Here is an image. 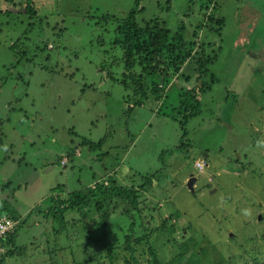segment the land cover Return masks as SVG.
Instances as JSON below:
<instances>
[{
  "label": "rangeland",
  "instance_id": "obj_1",
  "mask_svg": "<svg viewBox=\"0 0 264 264\" xmlns=\"http://www.w3.org/2000/svg\"><path fill=\"white\" fill-rule=\"evenodd\" d=\"M133 9L172 34L183 26V38L195 42L182 69L190 81L179 73L165 99L150 95L136 106L131 80L121 82L123 47L115 44ZM210 14L225 18L220 32ZM205 54L216 55L203 79L211 87L200 93L201 112L184 136L167 113L182 86L194 87ZM102 138L96 149L83 143ZM261 138L264 0H139L137 7L136 0H0V209L28 219L18 250L4 257L6 244L0 264H153L152 247L167 264L191 237L200 264H264ZM196 159L206 161L202 172ZM115 169L124 186L152 175L141 214L106 195L101 211H68L57 234L58 219L32 212L45 209L54 191L107 185Z\"/></svg>",
  "mask_w": 264,
  "mask_h": 264
},
{
  "label": "trees",
  "instance_id": "obj_2",
  "mask_svg": "<svg viewBox=\"0 0 264 264\" xmlns=\"http://www.w3.org/2000/svg\"><path fill=\"white\" fill-rule=\"evenodd\" d=\"M138 4L139 0H136V7ZM27 10L29 13L34 12L30 6H28ZM137 12L138 9H133L120 21L116 29L117 38L115 40V44L123 47L124 69L127 70V73H124L121 82L128 87V80H131L133 85L132 89L135 92V104L133 106L143 105L145 99L147 100L150 95L155 96V100L158 101L165 99L168 95L167 92L172 82V78L179 73H182L185 80L190 81V77L193 75L183 73L182 69L184 65L191 61L193 45L195 43L192 42V45V43H188L183 38V26L180 30L172 34L170 29L163 26L157 19H140L137 17ZM104 18L107 20L109 17L103 16V19ZM225 21L224 17L216 19L214 14H210L208 18V22L218 26V32L221 31ZM203 52L205 53V51ZM215 59L216 55L211 56L205 54L198 60L199 65L196 69L194 68V71H199V74L196 78L194 87L187 91L186 87L182 86V89L184 90L182 91L184 93L182 92L180 100L177 101L174 107H172L174 113H167L169 117L174 119L177 118L180 121L182 129L184 130V136H187L188 134L187 124L189 120L198 116L201 112L202 104L199 95L203 90L211 87L210 83H206L204 80H206V74L209 70L207 65L213 63ZM136 67H139L141 72L138 73ZM103 142L104 138L100 139L98 142L90 140L83 141L84 144L89 143L91 149L100 147ZM117 171L118 170L115 169L113 174L109 175V183L107 185L101 182L89 191H54L55 193H51L46 198L47 200L44 199L48 202L45 209L41 208L43 206L42 203L39 207L34 208L32 212L37 213L35 215H42L46 221L58 219L60 222V228L56 230L57 234L64 229V226L67 223L65 214L68 211H71L72 213H74V211L80 212L83 208L89 209L91 206H95L98 211H101L103 205L101 198L106 195H109V197H113V195L122 197L124 200L128 201V206H130V208H127V212H129L130 209H133L141 214V197L147 190V187L152 188V175L146 177L143 176L142 181L138 183H135L132 179L130 186H124L119 185L116 181L117 179H115ZM63 187H65L64 184H58L56 186L57 189ZM102 213L106 221L104 226H106L109 223V214L106 210ZM5 218L17 220L19 222L13 231L8 233L6 238L0 239V248L4 247L6 244L11 247L4 252V257L13 255L14 252L18 250V247H16L17 235L22 224H25L28 220L27 218L22 219L21 216L16 214L14 216L11 215L8 212V208L2 207L0 209V221H3ZM162 227H165V225ZM161 230L165 231L164 228ZM174 232L175 228L170 230L171 234ZM193 240L194 237H191L179 244V246H177L179 252H177L167 264H200L201 261L198 259V256H196L199 255L200 251L195 248L196 245H192ZM170 241L174 243L173 239H170ZM129 245L130 243H128V246ZM129 248L131 247L129 246ZM150 251L153 258L152 263L163 264L158 258L156 248L152 247Z\"/></svg>",
  "mask_w": 264,
  "mask_h": 264
},
{
  "label": "built area",
  "instance_id": "obj_3",
  "mask_svg": "<svg viewBox=\"0 0 264 264\" xmlns=\"http://www.w3.org/2000/svg\"><path fill=\"white\" fill-rule=\"evenodd\" d=\"M195 167L198 171H203L207 167V164L204 160L199 159L195 162ZM16 225L17 221L13 219L5 218L3 221H0V239L6 238Z\"/></svg>",
  "mask_w": 264,
  "mask_h": 264
},
{
  "label": "clouds",
  "instance_id": "obj_4",
  "mask_svg": "<svg viewBox=\"0 0 264 264\" xmlns=\"http://www.w3.org/2000/svg\"><path fill=\"white\" fill-rule=\"evenodd\" d=\"M256 145H257V147H264V138H261V139H258L257 141H256ZM206 162V161H205ZM200 172H202V171H200ZM96 187V186H95ZM94 187V188H95ZM194 188H195V185H194ZM242 213H243V215L245 216V217H250L251 216V209H242ZM17 221V220H16ZM19 221H17V223H18Z\"/></svg>",
  "mask_w": 264,
  "mask_h": 264
},
{
  "label": "water",
  "instance_id": "obj_5",
  "mask_svg": "<svg viewBox=\"0 0 264 264\" xmlns=\"http://www.w3.org/2000/svg\"><path fill=\"white\" fill-rule=\"evenodd\" d=\"M195 181H196V177L194 176V174H191V177L188 181V187L189 189H191L192 191H194V184H195Z\"/></svg>",
  "mask_w": 264,
  "mask_h": 264
},
{
  "label": "crops",
  "instance_id": "obj_6",
  "mask_svg": "<svg viewBox=\"0 0 264 264\" xmlns=\"http://www.w3.org/2000/svg\"><path fill=\"white\" fill-rule=\"evenodd\" d=\"M21 217L24 216V215H20ZM4 247H1L0 250H2Z\"/></svg>",
  "mask_w": 264,
  "mask_h": 264
}]
</instances>
